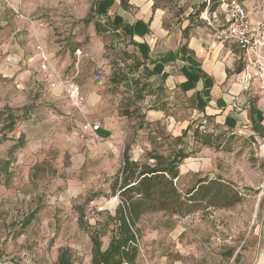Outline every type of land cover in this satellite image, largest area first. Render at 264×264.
<instances>
[{"label":"rangeland","instance_id":"1","mask_svg":"<svg viewBox=\"0 0 264 264\" xmlns=\"http://www.w3.org/2000/svg\"><path fill=\"white\" fill-rule=\"evenodd\" d=\"M39 1L47 48L62 73L74 76L83 102L73 105L50 89L29 63L35 41L9 10L0 13V261L58 264L65 254L72 264H91L92 235L106 243L115 227L120 199L111 185L125 149L154 164L153 154L171 157L183 148L190 156L180 166L179 189L220 178L243 200L187 216H142L135 264H264V112L256 113L262 129L250 120L252 107L208 116L180 87L149 75L128 36L113 28L96 33L95 20L106 21L95 10L87 16L97 0ZM153 1L169 13L166 25L183 18L206 24L200 15L208 7L201 9L214 3ZM242 1L254 24L264 21V0ZM223 8L221 2L216 11ZM76 47L87 55L78 63ZM122 77L139 79L144 96ZM86 122H99L106 135L82 132Z\"/></svg>","mask_w":264,"mask_h":264},{"label":"crops","instance_id":"2","mask_svg":"<svg viewBox=\"0 0 264 264\" xmlns=\"http://www.w3.org/2000/svg\"><path fill=\"white\" fill-rule=\"evenodd\" d=\"M6 4L7 0H0V13L5 14L9 10ZM95 4L89 7L87 16L95 12L101 19H109L118 26L120 32L136 43L137 54L154 72L153 76L163 79L170 87H180L195 102V108L204 109L209 116L221 117L223 114H232L239 106H244L243 111L246 113L252 107L250 120L254 125L259 124L256 113L263 115L264 101L257 82L254 81L246 89L242 74L243 62L238 49L216 40L209 23H195L189 18H183L177 23L166 25L169 13L155 6L153 0H128L127 6L122 5V0H97ZM39 6V0H25L23 5L27 13L47 22V18L38 13L41 11ZM221 12L211 14V21L216 25L225 22V8ZM9 16L18 23L16 28L27 34L25 24ZM257 24L264 37V21ZM47 27L41 31L43 41ZM46 42L44 44L47 47ZM30 62L38 69L36 49ZM254 100L258 101V107ZM101 132L102 129L98 133L106 135V131L104 134ZM109 242L103 243L102 248L106 249Z\"/></svg>","mask_w":264,"mask_h":264},{"label":"trees","instance_id":"3","mask_svg":"<svg viewBox=\"0 0 264 264\" xmlns=\"http://www.w3.org/2000/svg\"><path fill=\"white\" fill-rule=\"evenodd\" d=\"M212 1L214 3L211 6L204 4L201 10L208 7V12L214 13L221 2L224 5L230 0ZM122 5L127 6L128 0H122ZM86 20L88 21L87 18ZM94 26L98 35L107 33L112 28L117 32L119 30L109 19L105 22L95 20ZM137 56L141 60V57ZM148 74L154 75V72L149 70ZM122 78L126 85L135 86L138 98L144 96L139 79ZM189 99L195 108V102L192 98ZM255 126L260 129L258 124ZM195 133L199 134L198 131ZM206 144H209V141ZM189 156L190 152L182 148L177 155L171 157L153 154L150 159L155 163L150 164L132 159L129 149H125L122 166L111 185L113 194L117 193L120 199L113 217L115 227L111 230L109 246L106 249L102 248L100 235H92L91 264H135L140 251L137 224L146 214L162 212L187 216L209 207H232L243 200V193L220 178H200L186 192L179 189L176 180L180 176V166ZM58 264H72V261L62 254Z\"/></svg>","mask_w":264,"mask_h":264},{"label":"built area","instance_id":"4","mask_svg":"<svg viewBox=\"0 0 264 264\" xmlns=\"http://www.w3.org/2000/svg\"><path fill=\"white\" fill-rule=\"evenodd\" d=\"M7 5L13 16L25 24L27 34L35 41V49L38 54V72L49 82L51 90H59L65 93L73 105L80 106L83 96L74 76H65L55 61V53L49 51L44 44L41 31L47 27V23L24 10V0H7ZM225 8V22L216 26L209 17L208 10L202 13L201 18L213 29V37L223 43L234 45L243 62V78L246 89H249L254 81L264 101V37L261 36L260 26L250 19L246 5L239 0H230L223 5ZM206 15V16H205ZM205 16V17H204ZM73 55L77 61L85 55L84 49L76 47ZM101 130L99 122H86L81 125V131L97 135ZM102 210L103 207H99ZM0 264H7L0 261Z\"/></svg>","mask_w":264,"mask_h":264}]
</instances>
